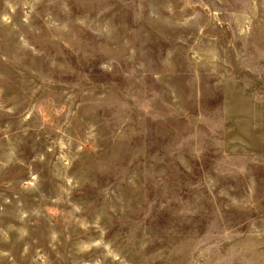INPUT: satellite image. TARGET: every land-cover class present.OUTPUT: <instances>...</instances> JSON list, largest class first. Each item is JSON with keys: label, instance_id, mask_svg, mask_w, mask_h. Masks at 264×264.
Segmentation results:
<instances>
[{"label": "rangeland", "instance_id": "1", "mask_svg": "<svg viewBox=\"0 0 264 264\" xmlns=\"http://www.w3.org/2000/svg\"><path fill=\"white\" fill-rule=\"evenodd\" d=\"M0 264H264V0H0Z\"/></svg>", "mask_w": 264, "mask_h": 264}]
</instances>
